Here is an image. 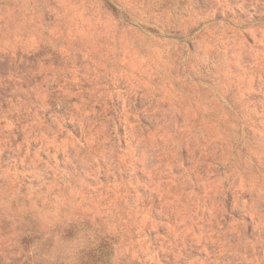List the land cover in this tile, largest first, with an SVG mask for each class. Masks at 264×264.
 <instances>
[{
  "label": "clouds",
  "instance_id": "clouds-1",
  "mask_svg": "<svg viewBox=\"0 0 264 264\" xmlns=\"http://www.w3.org/2000/svg\"><path fill=\"white\" fill-rule=\"evenodd\" d=\"M0 264H264V0H0Z\"/></svg>",
  "mask_w": 264,
  "mask_h": 264
}]
</instances>
